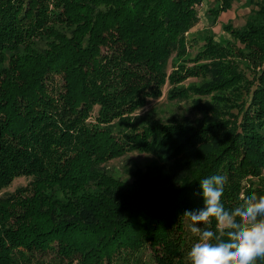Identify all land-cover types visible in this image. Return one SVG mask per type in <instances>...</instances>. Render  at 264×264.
<instances>
[{
    "label": "trees",
    "instance_id": "obj_1",
    "mask_svg": "<svg viewBox=\"0 0 264 264\" xmlns=\"http://www.w3.org/2000/svg\"><path fill=\"white\" fill-rule=\"evenodd\" d=\"M202 1L0 0V264H146L143 248L157 264H190L184 214L203 207L200 180L224 175L232 204L264 194V0L226 24L231 39L206 36L192 66L169 72ZM190 76L203 81L179 86ZM167 83L173 99L212 95L194 104L201 121L132 115ZM136 150L156 171L116 178L107 163ZM19 176L31 180L3 191Z\"/></svg>",
    "mask_w": 264,
    "mask_h": 264
},
{
    "label": "rangeland",
    "instance_id": "obj_2",
    "mask_svg": "<svg viewBox=\"0 0 264 264\" xmlns=\"http://www.w3.org/2000/svg\"><path fill=\"white\" fill-rule=\"evenodd\" d=\"M219 2L220 0H203L200 3L198 8L200 20L188 32V53L182 58L172 56L169 60V72H171L172 69L177 68L178 64L192 66L194 62L191 58H195L200 49L203 48L206 36H213L217 42L221 43L231 39L230 34L225 30L226 24L232 23L237 27L242 26L250 17L253 10L256 9L255 4H253L251 0H237L234 1L231 9L222 12L214 22L213 17L208 14V12L210 8H216ZM248 76L251 77L250 72L248 73ZM202 81L201 76H190L186 80L180 82L179 86H199ZM170 88L171 86L168 83L165 84L161 97L150 99L145 106L136 110L132 115L145 116L149 119L156 118L164 123L173 120L181 121L185 118H188L195 123L201 121L205 116V113L197 109L194 104L197 100H201L202 102L211 101L212 95L200 96L192 94L187 99H173L169 94ZM97 109L98 107L95 108L94 115L96 114ZM233 110L234 112H237V109L234 108ZM107 164L116 178L128 183L134 181L135 172L138 169L146 171L147 169L152 168L156 171V167L160 165L155 155L137 150L114 158ZM262 176L264 177V169ZM30 180V177L19 176L3 191H14L19 186L27 185ZM252 180L258 183L257 178L252 177ZM161 184H165L164 181H162ZM136 251L137 256H143L142 258L147 260L146 264H157L151 259L152 255L149 248L138 249ZM133 252L134 251L131 248L125 247L121 249L120 256L122 257L127 254H132Z\"/></svg>",
    "mask_w": 264,
    "mask_h": 264
},
{
    "label": "clouds",
    "instance_id": "obj_3",
    "mask_svg": "<svg viewBox=\"0 0 264 264\" xmlns=\"http://www.w3.org/2000/svg\"><path fill=\"white\" fill-rule=\"evenodd\" d=\"M224 175L199 181L203 207L186 211L196 241L188 257L190 264H256L264 258V194L248 190L235 204L224 198ZM210 218L216 228L199 227Z\"/></svg>",
    "mask_w": 264,
    "mask_h": 264
}]
</instances>
